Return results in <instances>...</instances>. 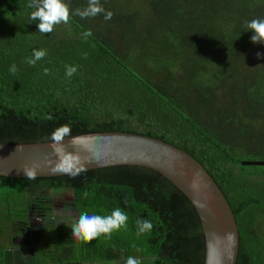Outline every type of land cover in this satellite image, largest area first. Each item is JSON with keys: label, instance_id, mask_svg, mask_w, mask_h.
I'll return each mask as SVG.
<instances>
[{"label": "trees", "instance_id": "16d2710c", "mask_svg": "<svg viewBox=\"0 0 264 264\" xmlns=\"http://www.w3.org/2000/svg\"><path fill=\"white\" fill-rule=\"evenodd\" d=\"M29 3L0 0V144L51 141L62 125L70 136L127 132L172 144L206 169L228 201L239 231L236 264H264V182L257 178L264 166L241 163L264 160V56H257L264 43H253L246 27L264 19V0H100L113 13L108 21L104 13L74 14L88 0H65L73 14L49 34L38 32ZM33 49L47 54L29 65ZM68 66L77 69L71 77ZM29 189L68 190L80 214L121 208L128 216L127 227L110 237L52 241L64 250L62 264H114L129 256L204 264L195 208L152 169L0 177V219L27 221ZM141 218L153 228L138 236Z\"/></svg>", "mask_w": 264, "mask_h": 264}, {"label": "water", "instance_id": "95a60500", "mask_svg": "<svg viewBox=\"0 0 264 264\" xmlns=\"http://www.w3.org/2000/svg\"><path fill=\"white\" fill-rule=\"evenodd\" d=\"M75 138L74 142L69 140ZM52 141L0 144V177L27 179L23 167L35 168V179L66 176L53 174L56 161ZM63 148L82 172L116 166L152 169L171 181L195 208L205 241L204 264H236L239 231L224 194L189 153L165 141L127 132H100L66 137ZM242 165L264 166V161H242Z\"/></svg>", "mask_w": 264, "mask_h": 264}, {"label": "clouds", "instance_id": "9594fccd", "mask_svg": "<svg viewBox=\"0 0 264 264\" xmlns=\"http://www.w3.org/2000/svg\"><path fill=\"white\" fill-rule=\"evenodd\" d=\"M28 7L32 8L30 18L33 21H38V32L43 34L52 33L54 27L60 23L67 24L70 20V15L73 14L70 7L65 0H30ZM101 13H104V19L106 21L111 20L113 13L111 11H105L103 6L100 4V0H88V5L84 9H76L75 15L83 18L95 17ZM246 27L248 31H251V41L253 43H264V19L254 18L247 22ZM91 30L84 33L85 37L91 36ZM45 50L33 49L32 57L26 58V62L29 65H35L37 61L41 60L46 56ZM258 57L264 56V53H257ZM76 68L68 66L66 75L71 77L75 72ZM9 71L15 74L18 69L13 64ZM49 69H44V74L47 75ZM71 128L69 125L59 126L54 130L50 139L52 141L51 147L53 154L56 156V161L51 167L53 174H65L71 177H75L84 170V166L80 165L77 167L76 163L73 162L71 156L65 153L63 145L65 144V138L70 136ZM75 138L69 140L70 143L74 142ZM38 165L29 167L25 165L23 167L26 178L33 180L36 178L37 172L35 168ZM57 192H63L57 191ZM87 196V193H85ZM128 216L121 208H115L108 215L88 214L87 212L81 213L78 219H75L71 224V235L72 238L86 243H91L94 239H97L100 235L111 236L114 231H119L122 228L127 227ZM138 231L137 235H142L146 231H151L153 225L150 220L138 219L136 221ZM125 264H141V261L132 256L127 257Z\"/></svg>", "mask_w": 264, "mask_h": 264}, {"label": "rangeland", "instance_id": "374dc122", "mask_svg": "<svg viewBox=\"0 0 264 264\" xmlns=\"http://www.w3.org/2000/svg\"><path fill=\"white\" fill-rule=\"evenodd\" d=\"M58 26L63 25L60 23ZM264 161V160H261ZM257 172L263 173L264 168L257 169ZM261 182H264V177L260 178ZM26 204L28 208V212L30 213L29 222L19 225L16 224L12 226V224L7 223L6 220L0 219V242L2 243H10L13 235L15 236L16 232L23 230L20 235L28 234V238L34 239L32 235V231H27L30 228L32 223L39 224V229L36 230V233L40 234V238L42 240H46L47 242V250L38 251L39 248L32 241L31 244L26 245H15L18 252H14V254H18L22 260V264H62L64 262V250L54 247L50 241H55L54 236L52 235V228H63V233L67 232L71 228V224L75 219H78L80 212L75 209L74 204H72V193L70 191L63 192H52V191H40L35 189L26 190ZM50 209V215L44 213ZM44 210V211H43ZM56 216L53 220L52 217ZM42 227V231L40 228ZM18 228H20L18 230ZM36 228V227H35ZM66 228V229H65ZM264 230V228H262ZM20 233V232H19ZM64 235H70L69 233H64ZM4 239V240H3ZM36 240V239H35ZM50 240V241H48ZM4 241V242H3ZM0 244V258L6 256L7 254L13 253V249L10 245ZM10 249V250H8ZM8 250V251H7ZM25 262V263H24ZM37 262V263H36ZM126 260L114 263V264H125ZM111 264V263H110ZM141 264H151L150 262L141 261Z\"/></svg>", "mask_w": 264, "mask_h": 264}, {"label": "flooded vegetation", "instance_id": "af4514ba", "mask_svg": "<svg viewBox=\"0 0 264 264\" xmlns=\"http://www.w3.org/2000/svg\"><path fill=\"white\" fill-rule=\"evenodd\" d=\"M30 190V189H29ZM68 191V190H67ZM52 192H57V191H52ZM25 195H26V193H25ZM72 199V198H71ZM72 204H74V200L72 199ZM74 206H75V204H74ZM75 209L77 210V208L75 207ZM44 211V210H43ZM44 213H47V215H50L51 213H50V209H47V211H44ZM30 213L28 212L27 213V221H25V222H19L18 224L19 225H23V224H25V223H27V222H29V219H30ZM56 216H54V217H52L51 219H53V220H55L56 218H55ZM55 218V219H54ZM14 225H16V224H14ZM14 225H12V226H14ZM17 226V225H16ZM39 224H34V223H32L31 224V226H30V228H28L27 229V231H32V235H33V237H35L34 239H31V241L29 240V238H28V234H23V235H20L21 233H23L22 231L23 230H20V231H18V232H16V233H14V234H16L15 236L13 235V237H12V239L10 240V243H8V244H6V243H2V242H0V244L2 243L3 245H10V246H12V247H15V249H13V253H9V254H7L6 256H4V258L3 257H1L0 258V264H22L23 262H22V260H21V258H20V256L18 255V254H14V252H18V250H17V248H16V246L15 245H26V244H31V242L33 241L35 244H36V246L39 248V250L38 251H41V250H44V247L46 248V247H48L46 244V240L44 239V240H42L39 236H40V234L39 233H36V230H38L39 229ZM36 227V228H35ZM20 228H18V230H19ZM57 229H58V231H57ZM66 229V228H65ZM40 230L42 231V227L40 228ZM52 230V232H53V236H54V239H58V238H64V239H67V238H69L71 235H64V233H69V234H71V229L70 230H68L67 232H64L63 233V228L62 227H60V228H56V227H54V228H52L51 229ZM20 232V233H19ZM36 239V240H35ZM1 240V239H0ZM4 240V239H3ZM48 241H50V240H48ZM4 242V241H3ZM51 243H52V245H53V242L52 241H50ZM55 247V246H54ZM8 250H10V249H8ZM7 250V251H8ZM25 263V262H24ZM37 263V262H36ZM119 263V262H118ZM33 264H35V263H33Z\"/></svg>", "mask_w": 264, "mask_h": 264}]
</instances>
